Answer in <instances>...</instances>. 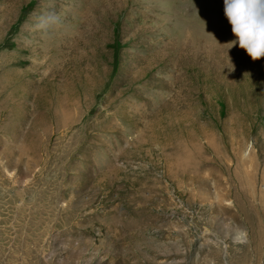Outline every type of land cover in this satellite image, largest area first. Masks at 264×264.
I'll return each mask as SVG.
<instances>
[{
    "label": "rangeland",
    "instance_id": "1",
    "mask_svg": "<svg viewBox=\"0 0 264 264\" xmlns=\"http://www.w3.org/2000/svg\"><path fill=\"white\" fill-rule=\"evenodd\" d=\"M233 39L223 0H0V264H264Z\"/></svg>",
    "mask_w": 264,
    "mask_h": 264
},
{
    "label": "clouds",
    "instance_id": "2",
    "mask_svg": "<svg viewBox=\"0 0 264 264\" xmlns=\"http://www.w3.org/2000/svg\"><path fill=\"white\" fill-rule=\"evenodd\" d=\"M223 14L231 25L235 39L225 43L243 48L252 60L264 56V0H223ZM57 21L54 13L40 18L38 27Z\"/></svg>",
    "mask_w": 264,
    "mask_h": 264
}]
</instances>
